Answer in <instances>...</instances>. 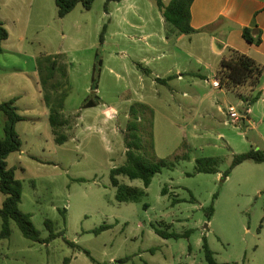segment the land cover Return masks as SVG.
<instances>
[{
  "label": "rangeland",
  "instance_id": "1",
  "mask_svg": "<svg viewBox=\"0 0 264 264\" xmlns=\"http://www.w3.org/2000/svg\"><path fill=\"white\" fill-rule=\"evenodd\" d=\"M105 2L93 0L89 9L79 2L59 17L54 0H0L8 32L0 103L14 99L23 116L15 124L20 150L6 160L22 183L20 210L40 237L57 234L36 242L10 220V234L0 237V264H205L203 236L219 262L264 264V162L230 167L254 139L243 122L244 102L233 91L212 93L203 80L176 78L177 64L196 68L199 44L197 37L162 41L173 27L155 0L110 1L107 11ZM151 44L158 75L171 69L160 80L149 70L153 61L149 67L141 60ZM45 96L53 103L62 98V143L54 140ZM89 98L97 103L84 107ZM230 104L241 115L236 122L227 114ZM131 106L150 116L152 160L187 156L155 173L139 200L118 202L109 173L125 161ZM5 118L0 112V136ZM207 156L217 158L215 171L197 172L196 158ZM119 179L143 187L140 178ZM3 199L0 192V206ZM156 228L188 233L162 237Z\"/></svg>",
  "mask_w": 264,
  "mask_h": 264
},
{
  "label": "trees",
  "instance_id": "2",
  "mask_svg": "<svg viewBox=\"0 0 264 264\" xmlns=\"http://www.w3.org/2000/svg\"><path fill=\"white\" fill-rule=\"evenodd\" d=\"M110 1L106 0L104 9L107 11V5ZM157 7L160 9L165 22L172 25L173 30L179 33H192L196 31L190 24L191 13L190 6L193 0H168L166 3L163 0H155ZM57 7V15L65 16L69 13L77 3H81L85 9H89L93 0H54ZM105 25L100 33V41H103V32ZM172 30V31H173ZM251 28L244 27L242 34L249 42H259V37H253ZM8 36L7 29L3 21L0 19V52L2 51V41ZM54 65L55 61L52 60ZM147 72V68H143ZM264 72V66L257 62L251 56L241 53L234 48H228L226 55L218 63L215 75L219 82V86L227 91H233L244 102L248 108L260 97L262 90L260 88L261 77ZM160 80L161 78H157ZM94 80V79H93ZM93 85L96 88L95 82ZM50 99L45 96V101L49 106V123L51 126L54 140L56 143H62L67 139L66 134L60 132L62 126L67 122V119L62 114V98L56 102H50ZM97 102L94 99H87L83 106L89 107ZM144 112L146 107L144 106ZM0 112L5 115L4 135L0 136V192L4 195L2 205L0 206L1 230L0 237H7L10 234V220H13L21 233L28 239L36 242H48L55 235L50 233L46 238L39 235L30 216L21 211L19 203L21 200L22 183L15 176V167L7 164V156L20 150L21 139L15 129L17 121L23 119V116L17 113V107L14 105V99H10L0 103ZM150 112V111H149ZM139 106H131L129 108V118L126 124V132L123 135L125 150V161L119 166H114L110 169V182L115 187V199L118 202L136 201L145 195V188L148 186L152 176L161 171L162 168H173L175 160L185 158L187 155H176L175 160L159 159L152 160L154 153L153 136L150 130V116H141ZM151 115V112H150ZM253 160L255 162H264V150L252 147L247 151L234 154L230 167L245 161ZM217 158L214 156L196 158L197 172H214V164ZM228 170L224 172L227 175ZM119 175H125L129 178H140L143 187L132 186L120 182ZM165 189H163V192ZM264 192V189H263ZM213 212L212 204L206 208V216L210 218ZM64 218V215H63ZM46 224L50 227L51 222L46 220ZM104 228V226H101ZM155 231L162 237H180L186 236L188 231L183 233L169 232L166 229L156 228ZM203 254L205 264H231L229 262H219L214 256V252L209 248L206 238L203 236ZM88 255V251H85ZM91 257V256H90ZM92 260H94L91 257Z\"/></svg>",
  "mask_w": 264,
  "mask_h": 264
},
{
  "label": "crops",
  "instance_id": "3",
  "mask_svg": "<svg viewBox=\"0 0 264 264\" xmlns=\"http://www.w3.org/2000/svg\"><path fill=\"white\" fill-rule=\"evenodd\" d=\"M190 13V24L196 31L184 34L174 30L170 33L165 30L159 36L164 42L171 40L180 42L183 37H188L189 40L197 37L199 51L195 58L198 65L196 64V68H191L177 64L175 74L178 80L188 81L191 85L197 84L196 80H203L204 83H209V91L212 93L216 89L225 91L223 87L214 85V81L217 80L216 67L226 55L228 48L245 53L264 66V0H193ZM244 27L251 28L250 34L253 37H259L260 41H247L242 34ZM150 34L149 32L144 37ZM147 47L148 55L141 60L149 67L153 61L154 68L151 67L149 70L151 74H154V78H161L162 75L159 76V71L156 70L160 63L159 57H155L154 54L155 46L151 44ZM188 55L191 54H186ZM200 65L203 66V70L200 69ZM170 70L168 68L162 77L167 76ZM261 78L262 93L257 101L248 108H244L243 122L248 123V129L253 133L254 139L248 143L250 148L254 146L264 150V72ZM209 91L203 92L200 100L203 101L205 94L210 93Z\"/></svg>",
  "mask_w": 264,
  "mask_h": 264
},
{
  "label": "built area",
  "instance_id": "4",
  "mask_svg": "<svg viewBox=\"0 0 264 264\" xmlns=\"http://www.w3.org/2000/svg\"><path fill=\"white\" fill-rule=\"evenodd\" d=\"M214 85H219L218 80L214 81ZM244 112H245V110H244ZM227 114L229 116L230 121H233V122L238 121L240 119V117H241L240 113L237 111L235 106L232 105V104L227 106Z\"/></svg>",
  "mask_w": 264,
  "mask_h": 264
},
{
  "label": "water",
  "instance_id": "5",
  "mask_svg": "<svg viewBox=\"0 0 264 264\" xmlns=\"http://www.w3.org/2000/svg\"><path fill=\"white\" fill-rule=\"evenodd\" d=\"M245 112L243 111V114H244Z\"/></svg>",
  "mask_w": 264,
  "mask_h": 264
}]
</instances>
